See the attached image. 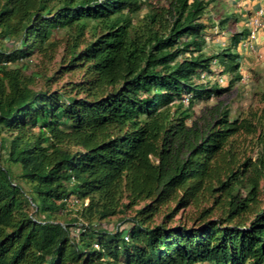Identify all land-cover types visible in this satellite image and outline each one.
I'll use <instances>...</instances> for the list:
<instances>
[{
    "label": "trees",
    "instance_id": "obj_1",
    "mask_svg": "<svg viewBox=\"0 0 264 264\" xmlns=\"http://www.w3.org/2000/svg\"><path fill=\"white\" fill-rule=\"evenodd\" d=\"M212 5L169 0L138 27L143 0H0V264H264V92L244 118H193L243 72L245 32L205 52ZM61 46L62 68L86 73L83 98L36 90L41 74L26 73ZM217 65L227 87L211 85ZM253 135L256 159L241 162L238 141ZM209 197L216 219L173 224ZM64 211L77 216L57 221Z\"/></svg>",
    "mask_w": 264,
    "mask_h": 264
},
{
    "label": "rangeland",
    "instance_id": "obj_2",
    "mask_svg": "<svg viewBox=\"0 0 264 264\" xmlns=\"http://www.w3.org/2000/svg\"><path fill=\"white\" fill-rule=\"evenodd\" d=\"M144 6L143 9L136 15L133 16V24L136 26H143V22L146 20L145 17L149 12H153L157 9L166 8L169 4V0H143ZM223 8L220 5H215V7H211L210 10L207 11L205 15L204 21L208 24L209 31L207 33V43L205 46V52L213 53L215 49V45L218 43L225 42V36H221L220 34L215 35L216 31L220 30L223 32L224 30L232 29L234 27L233 23L230 22L229 24L220 22L219 16H222ZM223 17L234 19V14L230 10H226L223 13ZM215 20L214 27L211 24V21ZM225 25V26H224ZM222 28V30H221ZM61 36V35H60ZM246 36V35H245ZM91 39V34L87 35V40ZM248 39V35L246 36ZM2 41V46L9 48L7 45L6 40ZM246 42V40H245ZM244 42V43H245ZM243 43V44H244ZM62 44V42L60 43ZM227 44V43H226ZM212 46V47H211ZM64 47L61 46L56 51L53 60H45L39 57H36L29 63L28 69H26V73L28 75L31 74H41L40 77L36 78L35 89H45L51 91H65L73 96H78L79 98H83L85 96L84 93H78L76 85L80 84L84 81L86 77V73L84 70L75 71V72H68L64 70L65 67L62 65V57H63ZM220 59L225 62L224 55L227 54L222 50H219ZM242 54V53H241ZM218 64V62H216ZM216 73L214 74L211 85L213 86H220L222 88L227 87L226 82H229L233 79V75L231 73H225L223 70L222 65H217ZM240 76V75H239ZM240 80H236L235 87L226 94L220 96H212L209 99H202L199 101L193 108V118L198 119L201 123H211L215 121V114L217 111L215 108H222L225 110L230 111L231 118H244L250 114L251 111H256L258 109L263 108V103L261 102L262 93L264 92V54H253L252 57H246V63L244 62L243 72L240 76ZM47 78H51V81H47ZM224 81H226L224 83ZM76 88V89H75ZM187 109L188 107L185 106ZM258 135L253 136H242L238 141V150H239V158L241 162L252 158V160L256 159L258 149ZM11 170L15 174L20 173V168L18 166L11 165ZM245 179V178H244ZM26 191L31 194L30 186L26 183L23 184ZM242 193H246V189L242 186ZM126 202V200H125ZM88 202H86V206ZM144 206L142 203L139 206H136L132 210H129L127 214H120L116 217L111 218L109 221H106L104 224L108 228H114L118 223L122 222L124 218H131L134 217L136 210ZM175 208L174 203L168 204L166 207L163 208L162 213H160L156 217V222H160L164 216V214L169 213L172 209ZM207 209L214 210L213 215L211 218L216 219L221 211H223L217 207L216 205V197H209L206 201H202L198 205H191L186 208L184 211L181 210L176 218L173 221V224L176 225L179 223L180 220L187 223L188 226L192 225L191 220H195L198 218L202 213H204ZM74 213H70V211H64L58 213L55 217L56 220L59 222H66V220H70L74 218Z\"/></svg>",
    "mask_w": 264,
    "mask_h": 264
},
{
    "label": "crops",
    "instance_id": "obj_3",
    "mask_svg": "<svg viewBox=\"0 0 264 264\" xmlns=\"http://www.w3.org/2000/svg\"><path fill=\"white\" fill-rule=\"evenodd\" d=\"M213 5H220L223 8L222 16H219V20L229 19L226 24L230 22L233 23L234 27L232 29H226L225 42L224 44H230L231 37L235 33L245 32L246 36L250 34L252 30V21L255 18H260L264 22V0H212ZM226 10H230L234 14V19L223 17V13ZM224 25V26H225ZM246 36L243 37L242 44L240 46L239 52L242 55L243 62L246 63V57H252L253 54H264V26L258 31L257 37L252 44L254 49L251 50L250 47L246 46ZM245 42V43H244ZM244 43V44H243ZM223 44V43H222ZM220 45L218 43L216 46Z\"/></svg>",
    "mask_w": 264,
    "mask_h": 264
},
{
    "label": "built area",
    "instance_id": "obj_4",
    "mask_svg": "<svg viewBox=\"0 0 264 264\" xmlns=\"http://www.w3.org/2000/svg\"><path fill=\"white\" fill-rule=\"evenodd\" d=\"M264 26V22L258 17V18H255L253 21H252V30L250 31V34L248 36V39L246 41V46L250 47L251 50L254 49V46L252 44V41H254L257 37V34H258V31ZM184 102L185 103H188L189 102V98H185L184 99ZM125 239L126 240H129V235H126L125 236ZM98 247V246H97Z\"/></svg>",
    "mask_w": 264,
    "mask_h": 264
}]
</instances>
